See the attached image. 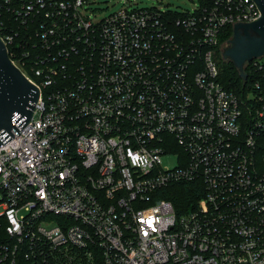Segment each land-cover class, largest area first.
<instances>
[{
  "label": "built area",
  "instance_id": "2783aa9c",
  "mask_svg": "<svg viewBox=\"0 0 264 264\" xmlns=\"http://www.w3.org/2000/svg\"><path fill=\"white\" fill-rule=\"evenodd\" d=\"M184 1L99 20L88 0L19 3L39 47L14 61L0 40L37 98L0 145V264H264V92L223 88L211 50L260 12ZM183 181L201 195L176 212L158 193Z\"/></svg>",
  "mask_w": 264,
  "mask_h": 264
},
{
  "label": "water",
  "instance_id": "95a60500",
  "mask_svg": "<svg viewBox=\"0 0 264 264\" xmlns=\"http://www.w3.org/2000/svg\"><path fill=\"white\" fill-rule=\"evenodd\" d=\"M260 12L248 23L232 26L229 47L221 56L229 60L244 78L243 64L264 53V0H251ZM37 98V88L8 59L0 40V145L9 140L30 119Z\"/></svg>",
  "mask_w": 264,
  "mask_h": 264
},
{
  "label": "trees",
  "instance_id": "16d2710c",
  "mask_svg": "<svg viewBox=\"0 0 264 264\" xmlns=\"http://www.w3.org/2000/svg\"><path fill=\"white\" fill-rule=\"evenodd\" d=\"M22 0H0V36L10 34L12 40L6 44V49L10 58L14 61L24 49L31 50L32 44L39 47L40 40L35 35L37 29L36 19L30 15H23L19 10V3ZM177 12L172 13L176 16ZM224 33L221 35L219 41L214 45L217 52L218 63L216 80L223 88L232 91L239 97H244L251 85L257 81L261 90L264 92V56L262 58V67L253 68L252 62H246L243 65V72L245 77L239 75V71L233 64L221 57V49L228 44L231 39L232 28L227 26L224 28ZM16 33V35H15ZM23 37L29 40L28 46L20 43V38ZM159 196L168 199L176 212H183L191 209L196 199L201 195V189L195 185V182H175L167 184L164 188L159 190Z\"/></svg>",
  "mask_w": 264,
  "mask_h": 264
},
{
  "label": "rangeland",
  "instance_id": "374dc122",
  "mask_svg": "<svg viewBox=\"0 0 264 264\" xmlns=\"http://www.w3.org/2000/svg\"><path fill=\"white\" fill-rule=\"evenodd\" d=\"M126 3L129 5L128 7L132 8L168 7L174 12H179L183 9L188 10L190 8L189 3L184 0H88L86 6L87 12L90 13L91 16L93 15L95 20H99L105 17L107 14L117 11ZM227 47H229V44L222 47L221 50L223 51ZM211 50L212 59L215 61V63H218V55L215 51V48L213 47ZM160 162L163 166L172 167L176 164V156L173 153L162 154L160 156Z\"/></svg>",
  "mask_w": 264,
  "mask_h": 264
}]
</instances>
